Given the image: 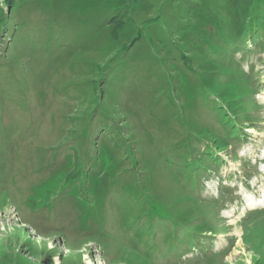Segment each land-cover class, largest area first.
I'll return each mask as SVG.
<instances>
[{
	"label": "rangeland",
	"instance_id": "374dc122",
	"mask_svg": "<svg viewBox=\"0 0 264 264\" xmlns=\"http://www.w3.org/2000/svg\"><path fill=\"white\" fill-rule=\"evenodd\" d=\"M0 264H264V0H0Z\"/></svg>",
	"mask_w": 264,
	"mask_h": 264
},
{
	"label": "bare ground",
	"instance_id": "6f19581e",
	"mask_svg": "<svg viewBox=\"0 0 264 264\" xmlns=\"http://www.w3.org/2000/svg\"><path fill=\"white\" fill-rule=\"evenodd\" d=\"M130 258V257H129Z\"/></svg>",
	"mask_w": 264,
	"mask_h": 264
}]
</instances>
